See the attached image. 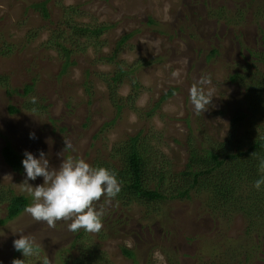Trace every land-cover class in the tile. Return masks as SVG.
Instances as JSON below:
<instances>
[{
    "label": "rangeland",
    "instance_id": "374dc122",
    "mask_svg": "<svg viewBox=\"0 0 264 264\" xmlns=\"http://www.w3.org/2000/svg\"><path fill=\"white\" fill-rule=\"evenodd\" d=\"M44 1L48 19L34 7ZM70 7L78 14L69 22L108 29L97 46L81 38L82 48L71 59L75 63L64 72L61 52L45 42L58 26L65 35L71 34L65 16ZM223 8L220 15L211 16ZM262 28L264 0H0V77L8 79L7 86L0 83V189H12L33 202L22 184L24 168L15 171L3 158L6 145L23 159L26 151L39 159L43 150L52 168L68 158H82L95 167L111 160L121 140L141 133L145 136L141 145L158 162L182 171L193 132L201 140L222 139L235 114L247 111L246 85L231 82L230 77L248 71L264 74L254 55L264 53ZM213 49L218 54L212 56ZM120 68L131 74L116 85L118 100L124 99L118 113L106 78ZM201 77L210 80L204 87L213 99L206 112L196 115L189 89ZM27 85L33 87L29 94ZM11 108L18 111L12 113ZM65 139L72 148L63 151ZM111 163L116 165L114 159ZM28 183L35 187L44 179ZM6 206L0 218L6 216ZM95 207L104 209L98 234L71 232L65 222L49 228L26 212L0 225V264H12L13 241L21 235L41 249L38 256L29 257L32 264H43L42 259L66 264L84 254L101 255L102 264H209L218 248L225 255L222 260L232 263L239 257L234 258L235 244H244V219L216 221L199 198H173L148 210L140 204L126 208L116 197L110 201L102 197ZM123 248L134 250V258ZM258 248L264 259V244ZM242 251L245 256L247 251Z\"/></svg>",
    "mask_w": 264,
    "mask_h": 264
},
{
    "label": "trees",
    "instance_id": "16d2710c",
    "mask_svg": "<svg viewBox=\"0 0 264 264\" xmlns=\"http://www.w3.org/2000/svg\"><path fill=\"white\" fill-rule=\"evenodd\" d=\"M34 7L43 14L44 18H49L47 1L36 3ZM65 10V16L69 17L66 23L70 25L71 34L65 35L62 27L58 26L53 36L45 42L46 47L61 52L64 72L75 63L71 59L73 53L82 48V44L79 43L81 38H89L90 46H97L108 29L106 25L79 24L74 20L69 22L78 11L74 7ZM223 10L224 8L220 9L218 13L215 10L211 16L216 17ZM261 31L264 33V28ZM128 38L129 36L123 38L120 43L124 44ZM261 43L264 48V35ZM215 54H218L217 49L211 52L212 56ZM253 54L254 52L251 51V55ZM254 55L264 66V53ZM128 72L120 68L114 76L105 77L110 83L111 100L118 113L123 110L124 99L118 100L119 97L115 93L116 85L124 76L131 74L130 71ZM7 81L8 79L0 77L2 85L7 86L8 84H4ZM230 81L242 86L246 85L247 111L235 114L231 130L222 139L206 136L201 140L200 135L193 132L187 140L189 156L182 171L176 172L172 164L166 161L158 162L149 150L141 145V141L145 140V136L141 133L121 140L114 148L111 160L101 162L95 167H105L117 174L121 192L116 199L126 208L132 204H140L149 210L173 198H181V200L199 198L205 212L216 221H220V218L232 220L236 216H241L245 221L244 244H235L234 248V244L231 243L234 248V258L239 255L238 260H233L232 263L222 260L225 255L223 250L218 248L213 251L215 254L209 264H258L259 260L264 263V259L257 254L261 249L258 248V244H264V185L260 190L254 187L255 181L261 176L257 167L258 158H264V74H259V71L258 73L248 71L246 74L238 72L230 77ZM134 86L137 88L138 84L134 82ZM32 89L31 85H27L25 94L31 93ZM6 90L8 93L12 91L9 88ZM174 91L172 89L169 95ZM133 97L131 95L128 100L131 101ZM17 111L16 108H11L12 113ZM254 152L256 156L252 155ZM2 155L13 170L22 169L23 158L10 145L2 149ZM113 159L116 165L111 163ZM193 192L196 194L194 197H192ZM3 204L7 205L6 216L0 218V225H6L9 221L18 218L31 202L27 196L15 194L12 189L2 187L0 211ZM242 249L247 251L245 256ZM249 249L252 251L248 252ZM123 253L132 259L135 256V251L132 249L123 248ZM14 259L23 260L25 257L21 252L14 250ZM44 260L42 259V262ZM33 261L28 257L25 264H32ZM102 261L101 255L95 257L93 254H84L64 263L102 264Z\"/></svg>",
    "mask_w": 264,
    "mask_h": 264
},
{
    "label": "clouds",
    "instance_id": "9594fccd",
    "mask_svg": "<svg viewBox=\"0 0 264 264\" xmlns=\"http://www.w3.org/2000/svg\"><path fill=\"white\" fill-rule=\"evenodd\" d=\"M172 75L175 77L178 73L174 72ZM208 83V78L201 77L189 89L190 103L196 115L206 112L212 103V92L205 91L204 87ZM32 102H36L35 97ZM30 138L35 139V133H31ZM65 145L63 151L72 148V144L66 139ZM24 155L22 164L26 179L22 184L33 200L24 211L34 221L45 223L49 228H55L58 222H65L71 232L84 230L86 233L98 234L103 228L104 209L101 207L98 211L95 205L102 197L110 201L121 192L117 174L105 167H93L82 158L63 159L59 168H52L43 150L40 151L39 159L28 151ZM252 155L256 156V153ZM258 159L257 167L261 176L254 183L256 190L264 185V158ZM37 177H43L42 185L33 187L28 183L29 180L35 181ZM13 247L25 259H14L12 264H25L26 258L39 255V246L26 235L14 240ZM43 264H49L48 260L45 259Z\"/></svg>",
    "mask_w": 264,
    "mask_h": 264
}]
</instances>
